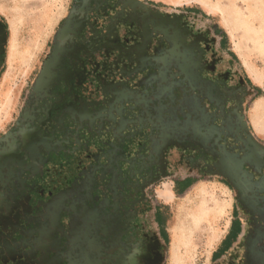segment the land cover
<instances>
[{
    "label": "rangeland",
    "instance_id": "374dc122",
    "mask_svg": "<svg viewBox=\"0 0 264 264\" xmlns=\"http://www.w3.org/2000/svg\"><path fill=\"white\" fill-rule=\"evenodd\" d=\"M135 1L129 0L132 6L136 4ZM140 1L170 18L180 15L179 12L182 11H196L194 22L197 29L221 27L236 55L231 57L233 61H223L221 65L229 68L241 79L248 75L254 82L253 77H257L258 81L255 82L264 89V0ZM71 3L72 0H0V28L4 44L0 52V135L8 131L14 120L20 117L24 105L30 100V91L49 85L54 92L67 91L65 97L70 98L74 89L79 93L81 100V103H77L78 109L75 114L83 119L82 124L77 119L69 117L70 111H67L69 116L65 120L67 127L65 131L54 124L47 125L49 135L56 139L64 137L68 143L64 147L57 146L53 154L45 159L48 171L47 188L55 185L53 191H59L70 182L75 186L69 200L77 198L75 204L78 217H74V221L78 219L79 222L76 221L71 231L70 220L62 219L64 224L67 223L66 231L71 232L69 237L71 235L76 237L73 238L72 244L78 246L81 253L96 246L107 245L106 239L95 235L97 229L104 223L101 217L108 215L109 212L105 211L110 210L106 200L103 202L102 198L103 200L107 199L106 197L112 198L114 191L119 190L135 201L130 225L133 231L140 230L144 234L142 245L150 256H154L151 259L154 264H219L213 262V253L221 246L229 230L233 209L235 206L238 212L241 209L237 204L239 200L236 190L223 182L221 176L224 175L201 170L202 160L199 152L198 156L195 155L198 150H191L188 145L186 150L176 148L177 141H174L173 137L167 140L165 147L155 148L161 142L162 135L171 137L173 130L177 140L190 139L182 128L165 127V125L168 127V119L173 118V109L177 106L174 104L161 106L157 93L152 91L159 84L157 77H167L168 80L164 82L168 81L169 85L178 83L179 97L181 90L187 89L189 78L183 76L182 72L171 75L177 71L175 62L150 60L144 64L138 61L141 58V49L137 39H133L132 46L115 47L111 58L116 62L112 61L111 66L107 65L105 69H97L96 61L102 66L110 61L94 57L97 60L93 62L91 54L88 55L83 47H72L70 44L74 42H69L62 51L70 53L73 57L77 55L78 58L85 59L84 65L77 66L76 60L69 59L62 52L61 63H57V68H52L56 70L45 73L43 67L52 48L50 46L52 38L56 36V30L60 27ZM137 11L141 12L139 9ZM150 18L156 19L154 16ZM199 31L195 32V36L200 34ZM161 43L159 45L162 49H166V44ZM199 45L206 49L209 42L204 40ZM214 47L217 50V46ZM153 49L155 50V46ZM101 50L102 48H98L99 52ZM209 52L221 54L219 51H207L205 59ZM92 62L95 66L94 64L92 66ZM180 64L183 66V63ZM217 64L220 66V63ZM204 72L200 71L201 75L209 80L217 78L216 69L214 72ZM243 83L245 86L249 85L245 81ZM124 84L131 91L130 96L127 93L124 96L120 92L111 94V90ZM219 88L220 86L217 89ZM247 89L249 91L247 90L242 103L238 102L242 122L246 127V133L264 147V110L255 109L251 87ZM137 94L148 97L145 104L143 102L140 104L141 100ZM34 96L36 99L40 97L36 93H33ZM65 97L58 98L53 95L51 99H38L36 104L38 105L39 101H42L41 104L54 102L52 116L56 118L62 112L59 102L64 103ZM164 97H167V94ZM33 99L31 100L36 102ZM115 99L116 101H113ZM114 103H116L114 109L125 108L124 117L127 123L124 127L120 116H115L114 119L112 114L114 111L111 112L110 107ZM85 104L89 108L79 113L80 110L83 111ZM120 104L121 106L117 108L116 106ZM201 104L209 109L212 107L214 112L217 110L214 106H207V100ZM229 104H232L231 101ZM38 113L34 118L36 117L35 120L39 122L42 121L45 111L41 110ZM97 117L105 119L101 122ZM107 117L116 121L115 124L108 123ZM222 119L226 120V117L223 116ZM234 120V117H229V122L235 123ZM89 124H94L95 129L90 131ZM77 128L84 144L82 146L78 145L74 138ZM227 137L231 140L236 139L235 135L233 138ZM173 141L175 143H172ZM177 144L183 146L182 143ZM196 145L201 148L202 144ZM234 147L238 150L241 148L238 145ZM247 168L252 171L250 166ZM155 171L161 174L156 175ZM189 173H194L197 179L183 192L178 193L173 179ZM139 179L144 182L140 193L126 187V182ZM94 197L99 199L96 200ZM140 197L142 199H139ZM245 209L247 208L243 207L248 220L245 224L247 232L251 231L255 220H258L260 225L264 224L260 212ZM49 210V215H52L56 208L52 206ZM69 214L71 216V213ZM119 214L114 212L111 215L119 217ZM156 214L158 223L155 221ZM115 217L111 220L113 221ZM118 221L116 226L113 225L114 229L119 225ZM261 229L264 232V226ZM175 246L176 258L171 254V249ZM92 251L86 253V256L92 258L98 255L97 251ZM81 253L74 254V260L79 261L83 257ZM262 259L261 262L264 261ZM220 261L224 264H246L248 258L244 243L227 253ZM251 261L255 259L251 258ZM255 262L259 264V260Z\"/></svg>",
    "mask_w": 264,
    "mask_h": 264
},
{
    "label": "flooded vegetation",
    "instance_id": "af4514ba",
    "mask_svg": "<svg viewBox=\"0 0 264 264\" xmlns=\"http://www.w3.org/2000/svg\"><path fill=\"white\" fill-rule=\"evenodd\" d=\"M135 3L132 6L129 0H72L60 27L56 30L55 35H58L57 39L54 40L55 37L52 38L50 44L52 48L43 67L45 73L46 71L51 72L56 70L52 68H57V63H61L62 57L60 54L63 52L64 46L69 44V42H74L70 44L72 47H83L88 55L89 53L91 54L93 62L97 58L110 61L103 66L99 61H96L98 63L97 69H105L107 65L111 66L110 63L112 61L115 63L116 60L111 58L113 49L118 46L126 48L128 42L131 41V37L137 39L141 44L139 46L142 54H147V51L144 53L142 48L149 50L152 47V52H150L153 55H149L150 58L153 57L154 60L161 62H175L164 58L165 55H162V51L159 52V49L163 50L159 43L162 42L161 45L166 44V47L171 45V52L177 49L175 45L176 47L172 50L171 40L174 39V35L170 36L168 35L169 33L165 32L166 26H174L173 30H178L176 39L181 40L190 34V31L184 26L186 23L183 14L181 13L170 18L152 9L140 0H136ZM151 16H154L156 19H151ZM2 35L3 32L0 28V52L1 46H4ZM193 38L197 41L195 47L188 50L187 46H180L182 49L181 53L188 54L195 59L192 62V67L183 68L180 62H175L177 71L173 74L171 73V75L177 74V72H182L183 76L188 75L187 90L195 93V102L199 107L197 105L194 106L200 108L206 116L204 126L206 128L212 127L216 134H212L211 138L207 135L206 142L198 141L194 138L179 142L176 136L171 135L169 137L162 135L161 142L155 148L165 147L167 140L172 139V137L177 143L188 146L193 145L199 149V157L202 160L201 170H209L211 173L217 172L221 176L224 175L221 171L222 168H216L214 163L218 161V152L223 151L222 146L225 147L227 153L233 154L235 158L245 155L241 149L238 150L234 146L238 145L242 147L240 139L246 140L247 138L246 127L242 122L238 102L242 103L248 89L243 83L244 80L240 78L237 80V90L239 91L237 93L234 92L233 89L229 88L231 86H227L228 73L221 74L215 80L203 77L200 71H205L206 73L214 72L218 62L216 54L212 52V56H208L207 60L205 59L207 51H211L210 43L213 39L209 40L202 33L198 36L194 35ZM204 40L209 42L208 47H205L206 49L198 47V43H203ZM152 42L155 45L152 46ZM154 46L155 50L153 49ZM56 47L57 49L55 50L54 48ZM98 48H102L101 52L98 51ZM64 54L69 59L76 60L77 66L82 67L84 65L85 59L78 58L77 55L73 57L70 53L66 52ZM164 54H168L167 51ZM94 57L97 58L94 59ZM52 62L53 64H51ZM111 68L113 69L114 67ZM218 86H220L219 89H217ZM201 89H204L206 92L204 94L199 93ZM37 90L40 91L37 92ZM52 92L54 91H52L49 85L35 88L32 92L30 91V100L24 105L20 117L12 123V129L10 128L11 130L9 129L0 135V264H154L151 261L154 256H150L148 250L142 245L144 234L140 230L133 231L130 225V217L131 213H133L132 206L135 201L129 198L128 195H123L119 190L114 191L112 198L106 197L107 199L104 198V200L102 198L103 202L106 200V205L110 207V210L105 211L109 212L108 215L102 211L103 214H106L101 217V221L104 223L102 222L103 224L97 229L95 235L106 239L108 241L107 245L96 246L81 253L78 246L72 244L73 238L76 239V237L75 235L69 237V233L71 232L66 231L65 224L67 223L64 224L62 219L66 218L70 220L69 225L71 227L69 229L71 231L72 227H75L76 221L79 222L78 219L74 221V217H78L76 212L77 204H75L77 198L74 197L72 200H69V195L75 189V186H73V182H70L67 187H63L64 189L61 188L59 191H53L55 185L47 188L46 179L48 171L47 162L45 161L48 155L53 154L57 146L64 147L68 142H65L66 138L64 137L56 139L52 135H49L46 126L54 124L62 131H65L67 129L65 120L69 116L67 115V111H70L69 117L77 119L82 124L83 119L78 114H75L78 109L77 103H81V100L79 93L74 89L72 90L73 96L70 98L65 97L67 91ZM105 92L107 93V91ZM110 92L111 94L120 92L126 96V93L130 95L131 91L124 84L121 87H115ZM33 93L38 94L40 97L36 99L35 96L33 97ZM53 95L58 98L65 97L66 99L65 102L63 101L64 103L59 102L60 110L63 113L60 112L56 118L52 116L54 102L51 104L45 102L43 105L41 104L42 101H39L38 105L36 104L38 99H51ZM137 96L141 100L140 104L142 102L146 103L147 96L144 97L143 94H137ZM32 98L36 102L32 101ZM204 100L208 101L207 106L209 105L210 107L211 105L217 108L216 112H214L212 107L209 109L205 106L204 109V105L201 104ZM113 101H116V99ZM230 101L232 104H229ZM114 105L116 103L110 107L111 112L114 111L112 113L114 119L115 116L118 117V114L124 127L127 123L124 117L126 114L125 108L120 107V104L116 106L117 108L120 107V110L119 108L114 109ZM84 106L83 111L80 110L79 113H83L85 109L89 108L86 104ZM102 109L104 110V108ZM41 110L45 111V114L42 121L38 122L34 116L39 114L38 112ZM223 116L226 117V120L222 119ZM230 116L234 117L235 123L233 121L229 122ZM216 117H219V119H216ZM36 121L38 125H36ZM93 125H88L90 131L95 129ZM234 135L236 139L231 140L227 137H234ZM74 136L78 145H84L82 144V139H80L78 128ZM215 138L216 143L213 144ZM174 141L172 143H175ZM177 143L175 144L179 146ZM198 143H201L203 146L201 145V148H199L196 145ZM259 163L260 170L264 165V157ZM247 166L245 165V169L248 171L247 174L252 175L250 182L255 184L253 189L256 192H247L244 198H241L237 194L240 201L237 204L241 207L240 211L243 218H245V222L248 220L246 219L247 215L244 213L243 207L260 212L264 219V195L257 191L264 188V182L259 178L260 171H254L253 167H251L252 171H250ZM129 173L131 174L130 171ZM129 173L127 174L130 175ZM155 173L156 175L161 174L159 171H155ZM221 178L228 183V179L225 176H221ZM143 184L144 182L139 179L134 182H126V187L135 189L140 193L143 189ZM228 184L233 188L230 183ZM94 198H97L96 200L99 199L98 197ZM139 199H142V197ZM52 206L56 210L52 215H49V209ZM114 212L120 213L119 217L111 215ZM69 213H71V216ZM113 217L115 218L112 221L111 218ZM111 221H115V223ZM117 221L120 223L114 229ZM258 222V220H255V225H252L251 231H248L242 240L248 258L246 264H255L256 260H259V264H264V261L261 262V259H264V232L261 229L264 224L260 225ZM113 225L115 226L113 227ZM157 233L160 237V231ZM91 250L97 251L98 255L92 258L87 257L86 253L91 252ZM77 253L83 255L79 261L74 260V254ZM251 258L255 259V261H251Z\"/></svg>",
    "mask_w": 264,
    "mask_h": 264
},
{
    "label": "crops",
    "instance_id": "0c3cea01",
    "mask_svg": "<svg viewBox=\"0 0 264 264\" xmlns=\"http://www.w3.org/2000/svg\"><path fill=\"white\" fill-rule=\"evenodd\" d=\"M179 13L183 14L184 20H185V23H186V25H184V26L190 31V34H188L187 36H185L181 40L180 39H176V34L178 33V30H176V29L173 30L174 26H169V27L166 26L165 32L169 33L168 35H170V36L174 35L173 36L174 39L171 40L172 47H173L172 50H174V47H176V46H177V49L175 48L176 50L171 52L170 51L171 45H168V47H166V49H164V50H161L158 47L159 52L162 51V55H165L164 58L165 59L167 58L166 60L170 59L171 61L183 63V68H191L192 67V62L195 59L193 57H190L188 54L181 53L182 49L180 48V46H187L186 48L188 50H189V48L195 47L196 44H197V41L193 37L195 35V32L197 30H200L199 32L204 34L209 40H211V39L215 40V41H213V43L212 42L210 43L211 51L214 50V51H219L221 53V54L218 53L216 55L214 54L217 57V60H218L217 63H220V66H218V64H216V66H215V69L217 70L216 77L221 76V74L223 75L224 73H228L229 76H227V79L229 80V82L227 83V86H231L229 88L233 89V91L237 93L239 91V90H237V86H238L237 85V80L240 79V77L237 76L236 74H234L232 71H230L229 68H226V67L221 65V63L223 61H226V62L227 61H233L231 59V57L232 56H236L235 52L233 51L232 47L230 46V43H229L228 39L226 38L225 31L221 27H218V26H209V27H204V28H201V29H197V27L195 26V22H194L195 18H196V15H194V14H196V11H191V12L182 11V12H179ZM132 43H133V38L131 37V41L128 42L127 46H132L133 45ZM177 43H178V45H177ZM139 45L141 46L140 43H139ZM214 45L217 46V50H216V47H214ZM198 47H200L199 43H198ZM151 49H152V47H150L149 50H151ZM142 50L144 51V53H145V51H147V52L149 51V50H147V48H142ZM165 51H167L168 54H164ZM169 51H170V54H169ZM149 54H151V52H149L147 54L146 53L145 54L141 53V58H140L139 61L141 63H144V64L146 62L147 63L150 62V60L151 61H156V60H154L153 57L150 58ZM211 54L212 53H208V55L206 57V60H207L208 56H212ZM227 57H229V59ZM142 60L144 62H142ZM184 76H187V78H189L188 75H184ZM157 78H158L159 84H157L154 87L155 89L152 90V91H153V93H157V97H158V99L160 101L159 103H161V106H164L165 104L166 105H170V104L173 105L174 104L175 106H177V107L172 106V107H174V109H173L174 110L173 118L172 119H168V124L169 125L167 127L164 124L165 127L167 129L171 128V127H172L171 129H175V128H178V127L182 128L183 130H185V134L188 135L189 138H194V139H196L198 141H205L206 142V137H207L208 134L206 133V130H204L205 126L203 125L201 120L198 119L193 114V110H192L193 109L192 105H194L195 98H196L195 93H191V92H189V90H186V92L183 95V97L182 96L179 97L180 93H179L178 89H175L174 87H172L171 93H169V85H168L169 82L168 81L164 82V80H168L167 77L164 78V77L158 76ZM243 79H244L246 84H249V85H247V88L251 87V90L253 92L252 102L254 104L255 103L259 104V102L260 103L264 102V89H262V87L259 85V83L257 84L255 81L254 82L251 81L249 79L248 75H245L243 77ZM146 90H145V92L148 93V91H146ZM257 90H260L259 94H257V92H256ZM166 94H167V97H164V96H166ZM168 96L170 97V99H172V102H171V100L169 99ZM164 101H166V103H164ZM203 107L205 108V106H203ZM163 111H164V109L161 111V113H163ZM258 111H259V108H258ZM162 116H165V115H162ZM166 117H167V115H166ZM249 124L252 127L251 122H249ZM179 130L182 131L181 129H179ZM183 133H184V131H183ZM171 135L172 136L176 135L174 133V130L172 131ZM181 142H183V141H181ZM247 144H248V142H247ZM176 148H178V149L182 148V150H186L188 148H190L191 150L194 149L195 151L199 150L195 146H189L187 148L186 145H183L182 147L179 145ZM252 148H253V152L251 154L253 156L252 159L254 161H256V162H259L260 161L259 156H260L261 149H260L259 146H252ZM195 153H196L195 155H197L198 151L195 152ZM200 160H201V157H200ZM190 174L194 175V173H189L187 175H190ZM259 175H260L259 178L262 179L263 182H264V165L261 167ZM244 184H247V181H245L243 183V186H244ZM234 210L235 211H234V214H233L232 220H231V222L234 221V223H233V225H232V223L230 224L229 230L231 228V225H232L233 229L237 227L236 229H238V230H237V232L235 230L234 235L231 237L232 238L231 241L228 243V245L225 247L224 251L222 252L223 255H221L219 258H217L216 262L219 263V264H224L220 260L227 253H230V252L234 251V248L239 247V245L242 244L243 238L247 235V230H246V225H245L246 224L245 218H243V215L241 214V211L240 212L237 211V207L236 206H235ZM229 230H228V232H229Z\"/></svg>",
    "mask_w": 264,
    "mask_h": 264
},
{
    "label": "water",
    "instance_id": "95a60500",
    "mask_svg": "<svg viewBox=\"0 0 264 264\" xmlns=\"http://www.w3.org/2000/svg\"><path fill=\"white\" fill-rule=\"evenodd\" d=\"M138 1V0H137ZM58 34V33H57ZM57 36H55V39H57ZM172 87H174L175 89H178V91L180 90L179 84L178 83H171L169 85V93H171V89ZM179 87V88H178ZM187 89H182L181 90V96L183 97V95L185 94ZM206 91L204 89H201V91L199 93L204 94ZM130 96V95H128ZM172 96V95H171ZM169 97V96H168ZM170 99V97H169ZM172 102V99H170ZM194 105H197L196 102H194ZM192 105V110H193V114L201 120V122L206 123V116L204 115V113L202 112V110L200 108H198L197 106ZM117 116L119 117V115L117 114ZM99 121L103 122L102 120H104L105 118H99L97 117ZM106 121L108 123L111 124H115L116 121H113L112 119L108 118L106 119ZM244 123V122H243ZM206 133L208 134V136H211V132L212 134H216L215 130L212 129V127H208L205 129ZM246 140L240 139L241 143H242V147L240 148L243 153H245V155L241 156L240 158H235L233 156V154H229L225 151V147L222 146L223 151L222 152H218L219 158L218 161L216 163H214V166L216 168H222V173L224 174V176L228 179V181L231 183V185L233 186V188L236 190L237 194L240 195V197L244 198L247 194V192H253V186L255 184L250 182V179L252 177L251 174H247L248 171L245 169V165H248L250 167H253V170L256 172H259V162L254 161L252 158L253 156L251 155L253 152V148L252 146H259L261 149V154L260 157L261 159H263L264 157V147L259 144L258 142H256L252 136L248 133H246ZM248 142V144H247ZM216 143V138L214 139L213 144ZM258 167V168H257ZM240 173V174H239ZM247 181V184L243 183ZM258 192L263 193L264 195V188L258 189ZM264 198V197H263Z\"/></svg>",
    "mask_w": 264,
    "mask_h": 264
},
{
    "label": "trees",
    "instance_id": "16d2710c",
    "mask_svg": "<svg viewBox=\"0 0 264 264\" xmlns=\"http://www.w3.org/2000/svg\"><path fill=\"white\" fill-rule=\"evenodd\" d=\"M257 92V94H259V92H260V90H257L256 91ZM204 164H206V163H204ZM197 179V177L196 176H194L193 174H190V175H186V176H184V177H179V178H174L173 179V181L175 182V189H176V191L178 192V193H180V192H183L185 189H187L192 183H193V181H195ZM223 179V178H222ZM224 180V179H223ZM225 184H227L228 186H229V184L228 183H230L229 181H228V183L226 182V180H224L223 181ZM230 185H231V183H230ZM230 187V186H229ZM233 187V186H232ZM234 209H233V213H232V215L234 214ZM157 214L155 215V221L157 220V221H159L158 219H157ZM156 221V223H158ZM232 223V225H233V223H234V221H232L231 222ZM232 225H231V228H230V230H229V232L227 233V235L224 237V239H223V241H222V243H221V246L216 250V251H214V253H213V262H216V260H217V258H219L221 255H223V251H224V249H225V247L228 245V243L231 241V237L234 235V233H235V230H236V232H237V230L238 229H236V228H232Z\"/></svg>",
    "mask_w": 264,
    "mask_h": 264
},
{
    "label": "bare ground",
    "instance_id": "6f19581e",
    "mask_svg": "<svg viewBox=\"0 0 264 264\" xmlns=\"http://www.w3.org/2000/svg\"><path fill=\"white\" fill-rule=\"evenodd\" d=\"M253 79L255 80V81H258V78L257 77H253ZM254 107H255V109H257L258 110V108L260 109V110H264V102H262V103H260L259 102V104L258 103H255L254 104ZM259 125V124H258ZM176 246L175 247H173L172 249H171V254L176 258Z\"/></svg>",
    "mask_w": 264,
    "mask_h": 264
}]
</instances>
